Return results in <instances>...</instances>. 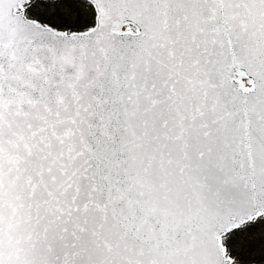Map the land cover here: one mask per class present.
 Returning a JSON list of instances; mask_svg holds the SVG:
<instances>
[{"label": "snow or ice", "instance_id": "obj_1", "mask_svg": "<svg viewBox=\"0 0 264 264\" xmlns=\"http://www.w3.org/2000/svg\"><path fill=\"white\" fill-rule=\"evenodd\" d=\"M0 264H264V0H0Z\"/></svg>", "mask_w": 264, "mask_h": 264}]
</instances>
